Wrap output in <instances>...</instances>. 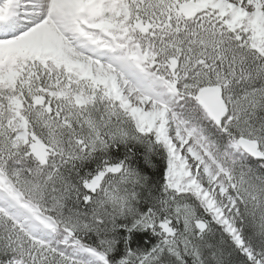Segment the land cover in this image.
<instances>
[{"label":"snow or ice","instance_id":"6c2138e0","mask_svg":"<svg viewBox=\"0 0 264 264\" xmlns=\"http://www.w3.org/2000/svg\"><path fill=\"white\" fill-rule=\"evenodd\" d=\"M0 264H264V0H0Z\"/></svg>","mask_w":264,"mask_h":264}]
</instances>
